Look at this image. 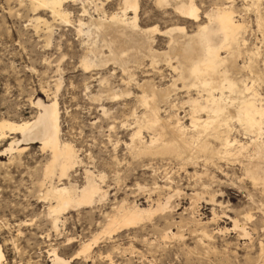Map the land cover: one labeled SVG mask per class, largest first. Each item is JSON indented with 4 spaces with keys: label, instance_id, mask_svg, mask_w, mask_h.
I'll return each mask as SVG.
<instances>
[{
    "label": "rangeland",
    "instance_id": "1",
    "mask_svg": "<svg viewBox=\"0 0 264 264\" xmlns=\"http://www.w3.org/2000/svg\"><path fill=\"white\" fill-rule=\"evenodd\" d=\"M25 1L0 0V121L20 123L30 120L39 111L35 105L38 100L49 104L56 99L61 112V138L75 145L83 162L71 173L70 182L83 185V169L87 166L89 170L108 176L106 186L109 187V195L107 201L96 208L64 212L56 229L49 216V208L55 204L44 198L48 184L41 182L42 169L49 156L47 152L41 150L40 144L29 143L25 145L27 151L21 155L2 154L0 245L4 261L1 264H52L53 251L71 261L70 264H248L251 259H256L260 244L264 247V195L262 190H253L250 181L244 180L238 165L228 170L231 176L234 172L236 174L232 180L217 173L222 184L213 185L212 190L217 192L218 197L216 204H210L208 196L206 201L195 197L201 189L194 187L195 181L189 176L196 171L194 165L184 170L174 155L165 153L138 157L126 146L133 133L131 128L135 126L134 113L141 116L144 112L137 101L136 96L141 92L136 83L153 82L159 91L170 86L173 79L178 78V71L174 68L182 61L179 53L170 51L171 37L174 35L180 38L179 41H188L187 36L194 35L200 25L208 23L207 15L217 8L233 6L235 20L245 24L243 37L246 43L241 42L242 52L236 57V64L243 67L254 62L255 75L259 78H254L257 83L251 92L264 99V82L258 80L264 79V29L262 27V32H259L255 12L245 11L247 2L235 0L234 4H230L229 0H196L201 12L200 21L196 23L175 11L180 0H169L163 8L155 0H139L140 29L184 30L173 35L158 32L151 36L155 51L171 53L168 61L165 57L158 58L153 64L149 57L137 63L131 60L124 72L122 65L109 57L110 52L102 35L103 39L99 38L94 29L89 37L77 32L79 20L89 23L92 18L121 16L122 0H75L66 3L64 8L69 13V23L54 18L44 9L34 14ZM261 1L260 13L264 24V0ZM36 15L49 23L51 33L44 23H39L37 27L33 21ZM128 16L131 18L134 15L130 12ZM108 37L111 38L108 41L115 39L119 44L115 34ZM87 48L97 50L96 56L91 55V58L98 65L88 73L81 63ZM100 52L108 57L102 58ZM226 53L223 50L222 56H227ZM131 75L136 82L129 83ZM242 75L244 78L253 76L248 69L243 70ZM105 79L107 82L103 84ZM57 81L60 83L58 91ZM182 88L183 84L177 82L173 97V104L177 107L171 110L162 106L160 112L163 117L170 113L183 117L180 106L186 99L187 90ZM126 90L132 93L131 96L123 94L120 97V92ZM117 93L114 98L112 95ZM94 95L99 96L94 99ZM150 132L145 130L142 133L146 142L153 137ZM241 135L239 138L243 139ZM6 136L7 139L0 140L1 151L15 137L20 138L16 133L7 132ZM116 172L120 174L118 178ZM155 184L172 189H154ZM223 184L225 186H221ZM242 184H247L248 189H244ZM164 192L173 195L168 213H157L150 222L136 229L119 232L110 238L103 236L99 245L92 248L89 258L77 257L85 242L102 233L106 224L105 214L112 213L117 203L127 199L142 207H155L156 200L163 197ZM249 193L253 194V201ZM249 209L256 220L247 225L248 230L255 233L251 241L234 231L232 223L237 219L241 225L246 224L243 216ZM214 212L216 220L212 221ZM254 228L259 234L253 232ZM202 231H207L210 237L203 238ZM173 233L177 236L173 237Z\"/></svg>",
    "mask_w": 264,
    "mask_h": 264
},
{
    "label": "bare ground",
    "instance_id": "2",
    "mask_svg": "<svg viewBox=\"0 0 264 264\" xmlns=\"http://www.w3.org/2000/svg\"><path fill=\"white\" fill-rule=\"evenodd\" d=\"M74 1L26 0L25 2H27V8L34 14H39L38 10L44 9L49 11L54 18H59L62 22L69 23V13L64 8V5ZM155 1L162 8L169 4V0ZM234 1L229 0L230 4H234ZM244 1L245 3L247 2L245 11H253L257 14V27L260 30L259 32H262V27L264 29L261 19L262 14L260 13L262 1ZM138 2L139 0H122L121 16L116 14L107 19L92 18L89 23L79 20L77 28L79 35L89 37L93 34L92 30L94 29L99 33V38L103 39L104 37L103 42L109 49V57L120 63L124 72L127 69V63L131 62V60L138 62L144 57H149L152 59L153 64L158 58L165 57L166 61H168L171 53L155 51L152 47L151 36L158 32L162 35H173L175 32H183L184 30L183 28H175L159 31L157 27L145 30L140 29L138 25ZM97 11H99L98 7ZM175 11L190 21L196 23L200 21L201 12L196 0H180L175 6ZM84 12H86L85 8ZM130 12L134 16L128 18V13ZM36 16L33 21L37 24V27H39V23H44L47 26V31L51 33L49 23L42 20L39 15V17ZM207 17L208 23L200 25L198 32L194 35L187 36L188 41L183 39V41H179L180 38H176L174 35L171 37L170 45L172 50L170 51H175L176 54L179 53L182 61L181 63L178 61L180 63L178 64L179 66L174 68V70L178 71V78L173 79V83L167 86L168 88L166 87V89H160L161 91H159L152 84L153 82L136 83L137 88L141 92L139 96H136L137 101L144 108V112L141 116L133 112L132 118H134L135 126L131 128L133 133L130 143L126 144V146L138 157L156 154L165 155V153L174 155L179 159V164L184 170L194 165L196 171L193 174L189 175L186 172L190 178L194 179V187L201 189L200 193L195 194V197L199 201H206V196H208V203L216 204V197L218 196L217 192L213 191V185L222 184L220 179H218L217 173L226 177V179L232 180V178L236 177V174L234 172L231 176L228 170L234 168L235 165L241 168L244 180L250 181L253 190L260 189L264 195V99L256 92H251L257 83L255 77L259 78L255 75L257 73L254 70V62L251 61L248 66L245 65L243 67H239L236 64V57L242 52L241 42H244L245 45L246 41L243 37L245 24L235 20L233 6L217 8L215 11L209 12ZM111 34H115L119 38L117 42L119 44H116L115 39L107 40L111 39L108 37ZM100 35L103 37H100ZM86 50L85 55L81 58L82 68L85 72L98 66L95 60L91 58V55L96 56L97 50L94 51L90 48ZM223 50L227 51V56H222ZM101 54L102 58L108 57L103 52ZM245 69L251 71L253 75L251 78H244L242 73ZM258 80L264 82L262 78ZM133 81L135 79L131 75L129 83ZM105 82H107V79L104 80L103 84ZM177 82L183 84V91L184 89L187 90V95L186 97L184 96L186 99L181 102L182 105L180 106L184 115L181 117L177 113H170L163 117L160 112L162 106H168L171 110L177 107V105L173 104L175 102L173 97H175L174 92L177 91ZM56 85L58 91L60 83ZM118 93L112 96L116 98ZM120 93L122 94L120 97L123 94H125V97H129L132 94L127 90ZM98 96L94 95L93 98L97 99ZM177 104L179 105V103ZM35 105L39 111L30 120L20 123L8 120L0 121V140L7 139V132L16 133L20 136L18 139L15 137L4 151L0 150V156L2 154L24 153L26 150L25 145L29 143H38L41 145V150L47 152L49 156L42 169L41 182L44 185L48 184L46 185L44 198L55 204V206H50L49 216L53 219L54 227L58 229L61 215L64 212L66 213V211L71 209H93L107 201L109 187L106 186V177L108 176L103 172L89 170L85 165L86 167L83 169V185L80 186L75 184V182L71 183V173L76 167L82 166L83 162L79 157V150L74 147L75 145L73 146L61 138L60 111L57 100H52L49 104L38 100ZM103 111L104 113L106 112L105 109ZM145 130L153 133V137L151 136L149 142H146L142 136ZM239 134H242L243 139L239 138ZM169 135L170 138H168ZM235 169L237 170V168ZM115 175L118 178L120 174L116 172ZM54 179L57 181H54ZM63 180L67 182L61 183ZM105 186L107 189H105ZM154 189L164 190L172 189V187H162L155 184ZM244 189L248 188L245 186ZM249 196L253 201V194L249 193ZM172 197L173 195L170 194L159 197L156 200L155 207L151 205L142 207L135 202H128L127 199L117 203L112 208V213L105 214L106 224L102 233H97L98 235L92 240L82 243L80 251L77 252V257L89 258L92 248L97 247L99 240L103 236L110 238L119 232L136 229L150 222L157 213H168L172 207ZM256 204L258 205V203ZM243 219L246 221V224L243 225L239 223V220H233L234 231L238 232V234L240 233L241 237L248 238L251 241L255 233L252 234L248 230L247 225H251L256 221L252 210H247ZM215 220L216 214L214 212L212 221ZM202 232L203 238L210 237L207 231ZM253 232H257V228H254ZM257 234L259 233L257 232ZM176 236V234L173 235V237ZM165 238L168 237L166 236ZM52 254V264L71 263V261L63 259L60 255L58 256L55 251ZM3 261L4 254L0 245V264ZM248 264H264V247L262 243L260 244L259 255L256 259H251Z\"/></svg>",
    "mask_w": 264,
    "mask_h": 264
}]
</instances>
